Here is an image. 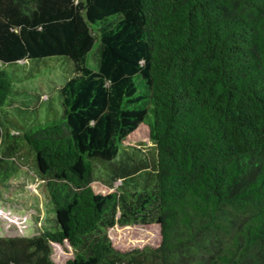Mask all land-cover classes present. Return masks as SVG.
Segmentation results:
<instances>
[{"label": "trees", "instance_id": "obj_1", "mask_svg": "<svg viewBox=\"0 0 264 264\" xmlns=\"http://www.w3.org/2000/svg\"><path fill=\"white\" fill-rule=\"evenodd\" d=\"M0 188V264H264V0H0Z\"/></svg>", "mask_w": 264, "mask_h": 264}, {"label": "rangeland", "instance_id": "obj_2", "mask_svg": "<svg viewBox=\"0 0 264 264\" xmlns=\"http://www.w3.org/2000/svg\"><path fill=\"white\" fill-rule=\"evenodd\" d=\"M39 89L43 92V98L46 95V86L44 81L37 83ZM45 93V94H44ZM127 144L139 146L145 150L152 152V144L148 138L147 128L142 125L134 131L127 140ZM32 179H36L35 177ZM37 180V179H36ZM116 181L114 185H117ZM37 181H28L27 189L30 192L36 191ZM13 186V185H12ZM10 186L12 190L15 187ZM7 190L0 188V236H30L36 233L37 227L42 223L44 214L37 211L28 204L18 203L9 199ZM39 216L35 219L36 216ZM109 237L113 245L122 251L129 250L134 247H142L145 245L154 246L159 241V230L151 224L146 226H115L109 231ZM53 258L61 261L70 256V251L63 246L54 245Z\"/></svg>", "mask_w": 264, "mask_h": 264}]
</instances>
